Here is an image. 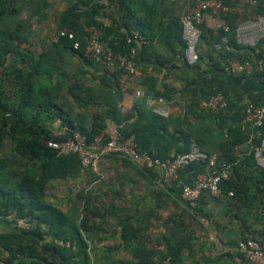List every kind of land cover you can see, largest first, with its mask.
<instances>
[{
    "label": "trees",
    "instance_id": "obj_1",
    "mask_svg": "<svg viewBox=\"0 0 264 264\" xmlns=\"http://www.w3.org/2000/svg\"><path fill=\"white\" fill-rule=\"evenodd\" d=\"M11 1L13 3L10 4ZM20 1L0 0V65H3L0 74V150L4 141L7 140L10 144V158L0 157V222L12 227V231L0 233V252L6 256L0 258V264H88L91 258L95 264H183L197 240L186 234L187 226L183 217L166 219V232L161 236L162 241L157 246L148 247L143 239L145 236L146 240L150 239L148 228L138 226V218L119 217L118 213L123 209L112 201L100 206L94 191L85 187L80 190V218L75 216L73 210L65 212L58 205L49 202L46 194L50 183L74 179L86 172L74 155L58 154L45 145L48 140L65 138L53 137L51 128L55 123L59 124L60 130L66 129L65 136L78 132L85 137L87 143L101 135L107 140L111 139L112 129H115L124 138L131 139L141 152L161 160L186 153L191 141L197 142L211 155L204 147L206 142L202 139L200 128L197 127L195 130L198 131L192 132L193 129L188 127L184 131L170 119L145 110V101L149 95L142 94L137 106L122 113L118 92L113 88V83L107 80H111V77L115 79L120 72L111 74L104 71L101 76L92 74V69L101 62L84 54V38L91 27L102 32V41L115 53L128 52L126 37L131 32L143 35L146 41L137 46L139 50L136 63L139 67L140 56L149 49L151 39L141 29L145 23L136 16L134 3L131 4L132 0H65L68 6L59 16L58 37L54 46L74 56L78 60V66L67 69L65 65H59L47 55H42L20 68L9 69L5 65L7 54L11 57L19 56L18 46L14 47L19 39L16 37V29H8L4 20L18 10ZM222 1L230 7L233 4L231 1L236 0ZM257 2L254 15L264 17L263 0ZM117 5L121 11L119 23L105 25L99 21L101 14L105 15L106 10ZM221 17L228 30L220 28L214 44L220 43L221 38L225 37L232 52H216L213 47L212 50L225 66L228 58L240 55L247 58L255 49H259V56L264 55V41L257 42L255 48L239 44L236 38L239 23L231 12ZM200 28L202 30V25ZM179 29L176 41L180 53H184L181 20ZM61 31L72 33L74 40L80 44L79 49H73V41L66 36H59ZM253 77L264 81V72L255 73ZM6 84H12L14 88L13 99L6 97L3 92ZM70 100L78 108L89 111L90 116L73 113L67 108V101ZM243 107L232 113L227 109L213 112L207 108L205 118L213 122L216 131L213 130L220 137L217 144V164L230 165L231 169L230 178L219 185L220 194L213 195L203 191L193 208L181 198L180 186L190 183L199 173L206 171L205 164L182 168L172 189H166L158 183L152 184L154 196L158 199L155 208L162 205V198L171 199L174 203L180 202L186 214L191 211L193 219L195 216L205 218L215 227L218 241L234 250L247 236L254 238L261 248L264 247V229H253L254 223L264 218L252 216V223H248V215L228 216L229 221L235 218L240 223V231L234 235L236 238L231 237L229 232H223L226 226L216 219L222 214L216 215L206 209V198L223 203V216L237 202L240 204L246 201L250 210L255 206L256 200H259L264 207V196H258L264 193V172L255 167L249 143L252 133L255 134L252 140L254 144L264 138V122L258 132L243 127ZM240 146L245 147L242 154L236 152ZM118 158L131 161L126 157ZM138 166L141 172L159 179L155 169ZM89 173V177L98 178L91 171ZM230 192L232 196L229 195ZM108 212L117 216V233L121 243L101 248V252L94 247L90 249L88 242L96 232L91 220H103ZM138 215L146 221L150 217L158 218L152 205ZM121 250L126 253L127 259L115 258L116 253Z\"/></svg>",
    "mask_w": 264,
    "mask_h": 264
},
{
    "label": "crops",
    "instance_id": "obj_2",
    "mask_svg": "<svg viewBox=\"0 0 264 264\" xmlns=\"http://www.w3.org/2000/svg\"><path fill=\"white\" fill-rule=\"evenodd\" d=\"M193 0H132L133 10L138 18L144 21L141 27L142 31L151 39L149 49L140 56L139 74L132 77H123L117 72L98 63L92 69V74L101 76L104 71L116 74L115 79H107L113 83V88L119 95V105L122 113L128 112L140 101L135 97V93L149 95L148 98L155 99L158 104H164L168 108V116L178 128L187 131L188 127L200 128L202 139L206 142L204 147L216 160L218 159L217 144L220 141L219 135L214 132L213 122L206 119L207 102L213 93L223 95L227 101V110L231 113L242 109L246 103L252 102L257 105L264 104V81L252 76L231 73L225 63L212 50L214 40L219 29L224 25V20L220 15L206 13L202 23V37L199 39L196 47L198 60L195 64L188 65L184 61V53H180V48L176 37L178 35L179 23L183 15L191 8ZM105 3V2H104ZM231 15L239 23L238 28L242 27L245 21L253 18L254 9L243 3L242 0L231 1ZM264 7V0H263ZM131 8V7H130ZM126 11V10H125ZM121 11L119 6H112L106 10V16L101 14L99 21L105 25L110 23H119ZM246 38L253 37L252 33L245 28ZM237 42L239 43L238 39ZM257 43V42H256ZM255 43V44H256ZM241 44V43H239ZM243 45V44H241ZM250 47L249 45H244ZM252 47H256L255 45ZM251 48V47H250ZM259 49H255L247 58L235 57L241 61L248 60L254 62L264 59V55L259 56ZM78 65L75 66V68ZM110 78V77H108ZM117 84H114V82ZM115 82V83H116ZM146 106V105H145ZM145 110H150L147 106ZM112 129V133H113ZM216 131V129H215ZM108 141L106 138L103 139ZM244 146L236 149L238 154H242ZM102 170L109 176L107 182L99 185L106 187L112 192V202L120 208L121 199L134 200V205L128 204L129 208L138 211L140 206L149 205L154 200L152 184L158 183V179L150 174L141 172L138 163L133 161H123L118 157H106L99 166L98 172L101 176ZM160 177V172L155 169ZM185 180H188L185 177ZM249 183L251 181H248ZM99 180L90 183L88 189H94ZM119 194V195H118ZM264 196L260 194L258 196ZM257 198V197H256ZM255 198V199H256ZM138 200V202L135 201ZM254 199V200H255ZM142 201L144 204H142ZM206 209L213 214L222 216L216 217L218 222L226 226L224 233L229 232L232 237L240 231V223L234 218L228 220V216L248 215V223H252V216L264 218V207L256 200L253 209H248L246 201L240 204L237 202L235 207L227 210L223 216L224 206L219 201H212L206 198ZM204 232L201 238H198L192 247V251L187 253L183 264H247L234 249L221 244L216 238L215 227L210 223L203 225ZM253 229L261 231L264 229V219L254 223ZM12 227L6 223L0 222V233L10 232ZM119 227L114 226L111 236L94 237L88 242L89 247H94L101 252V248L120 245V236L117 233ZM232 233V234H231ZM106 235V234H105ZM103 236V235H102ZM236 237V236H234ZM121 253V256L118 254ZM100 254V253H99ZM230 254V255H228ZM5 253L0 252V258H5ZM127 259L125 252L118 251L115 258ZM187 260V261H186ZM186 262V263H185Z\"/></svg>",
    "mask_w": 264,
    "mask_h": 264
},
{
    "label": "built area",
    "instance_id": "obj_3",
    "mask_svg": "<svg viewBox=\"0 0 264 264\" xmlns=\"http://www.w3.org/2000/svg\"><path fill=\"white\" fill-rule=\"evenodd\" d=\"M244 4L252 7L257 6V0H242ZM231 9L222 0H193L191 8L181 18L182 40L185 43L184 59L188 65L195 64L198 60L196 51L197 43L201 37L202 30L200 26L203 23V17L206 13L216 15H227ZM224 31L228 30L226 25L221 27ZM248 29L253 37L246 38L244 29ZM59 36H66L67 39L73 41V49H79L80 44L74 40L72 33L66 31L59 32ZM102 32L96 27H91L84 38V54L94 58L104 64L106 67L120 72L123 77H132L139 74V67L136 59L138 55L137 46L146 41L145 37L138 32H131L126 37V43L129 45L128 52L115 53L107 48L105 42L102 41ZM236 38L243 45L254 46L256 42L264 41V17L256 15L244 22L242 27L236 29ZM214 51L232 52L227 44L225 37L221 38L220 43L213 46ZM226 67L231 73L252 76L255 73L264 72V59L254 62L244 60L241 61L234 57H230L226 61ZM141 92L135 93L136 98L141 97ZM152 98H147L145 105L150 111L162 118L168 116V108L164 104ZM207 108L213 112H220L227 109V101L225 97L219 93H213L208 102ZM264 122V104L257 105L248 102L243 107V118L241 125L252 131H259ZM53 137L62 140H48L45 145L58 154L74 155L85 171H91L95 176H99L98 166L100 162L109 156L126 157L131 161L138 163L147 169H157L160 172L158 184L166 189L175 187L178 180L179 171L182 168L189 167L194 164H205L206 171L199 173L190 183L180 186V196L193 208L196 206L201 193L208 191L213 195L220 194L219 185L222 181L230 178V165L217 164V160L209 155L197 142L191 141L187 152L177 155L172 159L161 160L154 158L148 153L141 152L131 139H126L120 135L117 130H113V137L108 141H104V137L97 136L93 141L87 143L85 137L78 132L66 135V129L59 131L51 130ZM255 134L250 135L249 143L251 144L252 157L255 167L264 172V138L259 143H252ZM156 185V184H155ZM232 196V192L229 193ZM73 251L75 248H72ZM90 251V250H88ZM236 251L239 252L249 264H264V247L261 248L258 242L251 236L238 243ZM91 258V257H90ZM75 264H78L75 263ZM88 264H95L91 258Z\"/></svg>",
    "mask_w": 264,
    "mask_h": 264
},
{
    "label": "rangeland",
    "instance_id": "obj_4",
    "mask_svg": "<svg viewBox=\"0 0 264 264\" xmlns=\"http://www.w3.org/2000/svg\"><path fill=\"white\" fill-rule=\"evenodd\" d=\"M11 3L13 2L11 1L10 4ZM67 6L65 0H21L18 2V10L6 16L4 20L8 29H16V37L19 39V42L14 44V47L17 45L19 48V56L11 57L7 54L5 65L9 69L20 68L29 62L37 60V58L42 55H47L49 59L54 60L59 65H65L67 69H72L71 67H75L79 64L74 56L60 51L54 46L58 37V19ZM2 71L3 65H0V74ZM13 90L12 84H6L3 92L6 97L13 99ZM67 108L71 109L73 113H85L87 116H90L89 111L78 108L71 100L67 101ZM51 130L59 131V124L55 123ZM9 149L10 144L6 140L0 150V157L5 156L10 158ZM101 173V176L99 175L98 178L94 179V177H89L90 173L86 171L77 178L50 183L46 191L48 201L52 202L54 205H58L65 212L73 210L75 216L80 218L82 215V205L78 203V194L82 188H88L90 183L99 180V183L94 189H89L90 191H94L100 206L102 204L106 205L109 201H112V192L108 191L105 186H99L104 185L101 183L107 182L109 178L107 173H104L103 170ZM162 199L164 202L159 208L154 207L155 203H158L156 196H154L153 202H150L149 205H145V202L143 203L142 201L144 205L140 206L141 208L136 212L132 208H129L128 212H126L128 204L134 205V200L121 199L118 204H120V206H122V204L125 206L122 208L123 210L121 213H118V216L122 218H138V226H146L148 228L150 239L149 241L146 240V236L143 238L144 241L147 242L146 245L148 247L157 246L162 241L161 236L166 232L165 220L168 218L183 217L187 226L185 230L186 234L194 236L197 239L202 237L203 233H205L203 225L208 223L205 218L195 216V219H193L192 212L189 211V213L186 214L187 212L180 202L174 203L171 199ZM135 201L138 202L136 199ZM150 205H152L158 218L150 217L147 221L143 220V217L138 214ZM91 223L94 229H96L93 238L99 235H101L100 237L106 238V236L112 235L114 226L117 224V216L108 212L103 220L100 218L92 219ZM90 253L93 256L92 250ZM118 256H121V253H119Z\"/></svg>",
    "mask_w": 264,
    "mask_h": 264
}]
</instances>
